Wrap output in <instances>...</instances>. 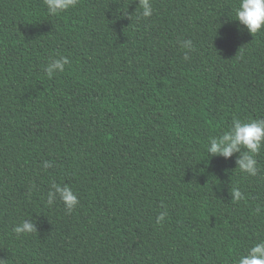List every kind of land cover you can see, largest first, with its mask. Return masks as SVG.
I'll use <instances>...</instances> for the list:
<instances>
[{
    "label": "trees",
    "instance_id": "16d2710c",
    "mask_svg": "<svg viewBox=\"0 0 264 264\" xmlns=\"http://www.w3.org/2000/svg\"><path fill=\"white\" fill-rule=\"evenodd\" d=\"M150 2L143 18L138 0H0V264H237L264 241V150L256 176L206 151L264 119V32L239 0Z\"/></svg>",
    "mask_w": 264,
    "mask_h": 264
},
{
    "label": "clouds",
    "instance_id": "9594fccd",
    "mask_svg": "<svg viewBox=\"0 0 264 264\" xmlns=\"http://www.w3.org/2000/svg\"><path fill=\"white\" fill-rule=\"evenodd\" d=\"M44 4L49 15H58L76 7L78 0H44ZM138 7L141 17L152 16L153 9L150 0H138ZM234 19L252 35L264 32V0H239V4L235 8ZM191 43L190 40L183 41L182 47L191 50ZM184 59H189L187 52H185ZM67 64H69L67 57L52 58L44 68V72L48 78H53L55 74L62 73ZM262 150H264V119L242 121L236 118L233 119L227 131L210 139L206 149L210 157L220 156L227 160L235 155L236 169L238 168L240 172L250 176H256L259 172L257 157ZM44 167L50 168L52 164L45 161ZM230 195L236 200L242 199L239 189H233ZM57 198L69 213L79 204L77 194L68 185H52V190L48 193L49 205ZM163 219L164 214L162 213L157 218V223ZM13 231L19 236L37 231V228L33 221L23 220L14 227ZM237 264H264V241L254 243L246 254L239 256Z\"/></svg>",
    "mask_w": 264,
    "mask_h": 264
}]
</instances>
